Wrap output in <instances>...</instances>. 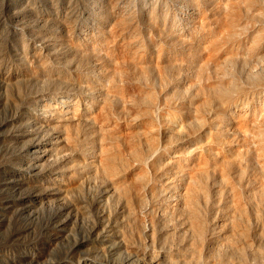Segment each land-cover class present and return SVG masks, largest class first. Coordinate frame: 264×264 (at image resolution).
Returning a JSON list of instances; mask_svg holds the SVG:
<instances>
[{"label": "rangeland", "instance_id": "1", "mask_svg": "<svg viewBox=\"0 0 264 264\" xmlns=\"http://www.w3.org/2000/svg\"><path fill=\"white\" fill-rule=\"evenodd\" d=\"M142 251L264 264V0H0V264Z\"/></svg>", "mask_w": 264, "mask_h": 264}, {"label": "bare ground", "instance_id": "2", "mask_svg": "<svg viewBox=\"0 0 264 264\" xmlns=\"http://www.w3.org/2000/svg\"><path fill=\"white\" fill-rule=\"evenodd\" d=\"M61 102H65L66 100H60ZM262 142L263 135L259 136ZM262 144V143H261ZM100 153L102 155V165H103V171L104 173L111 178L112 183L121 185V182L124 180V176L119 172V158L114 153L113 147H109L105 144L100 145ZM185 168H188L187 166ZM187 171L183 173L181 180L179 181V184H173L171 186V192L174 195L175 198H178L179 200H182L184 202L185 208L189 209L191 211V215L194 220H196V210L193 209V202L200 191V186L197 182L196 177L192 175V173L186 169ZM115 184V185H117ZM34 237V236H33ZM164 254V253H162ZM136 258H138L140 261L133 262L132 264H153V259L150 254H147L145 251L135 253ZM167 255H163L165 258H167ZM127 262V261H126Z\"/></svg>", "mask_w": 264, "mask_h": 264}]
</instances>
